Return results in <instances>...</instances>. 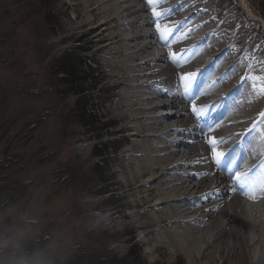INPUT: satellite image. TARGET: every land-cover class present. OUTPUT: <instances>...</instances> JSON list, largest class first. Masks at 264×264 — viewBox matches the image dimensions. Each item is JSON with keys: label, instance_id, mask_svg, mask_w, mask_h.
Segmentation results:
<instances>
[{"label": "bare ground", "instance_id": "6f19581e", "mask_svg": "<svg viewBox=\"0 0 264 264\" xmlns=\"http://www.w3.org/2000/svg\"><path fill=\"white\" fill-rule=\"evenodd\" d=\"M242 1L256 17L248 0ZM228 5L227 0H162L156 5L163 13L159 19L148 0H84L72 6L74 29H97L108 69L103 76L112 80L110 88L120 90L110 102L107 123L119 125L112 134L125 133L115 140L116 149H122L110 174L113 186L131 199L133 211L122 218L129 220L132 237L142 232L147 254L163 251L185 264H260L264 259L251 252L264 244L262 235L251 234L264 232V192L262 215L257 206L251 208L257 202L248 195L264 184V152L248 151L264 130L259 101L264 80L245 79H259L256 65L264 61V48L240 24L249 18L240 12L227 15ZM157 23L169 27L164 40ZM208 72L218 76L210 82ZM186 73L197 74L187 88L180 79ZM193 104L204 110L199 118ZM213 137L223 141L216 144L223 153L219 163L208 143ZM252 163L251 175L260 177L253 190H245L246 176L237 182L233 170ZM208 231L212 241H206ZM217 244L214 255L209 249Z\"/></svg>", "mask_w": 264, "mask_h": 264}, {"label": "rangeland", "instance_id": "374dc122", "mask_svg": "<svg viewBox=\"0 0 264 264\" xmlns=\"http://www.w3.org/2000/svg\"><path fill=\"white\" fill-rule=\"evenodd\" d=\"M83 1L0 0V229L27 223L34 229L29 247L59 240L61 264H185L163 251L147 254L142 232L133 238L129 220L122 218L133 211L127 203L131 199L113 186L110 174L116 167L112 159L122 149H116L115 140L125 133L112 134L119 125L107 123L112 117L110 102L120 90L110 88L112 80L104 77L108 69L97 29H74L77 19L72 6ZM227 1V15L240 12L249 18L240 24L264 48V0L246 4L256 17L245 11L242 0ZM80 50H88L87 55ZM78 57L90 59L98 71L90 85L96 91L81 101L90 102L95 110L90 113L88 107L90 116L100 125L82 123L76 114L80 98L63 84V67ZM256 67L264 76V61ZM263 94L264 90L259 101L264 105ZM255 194L252 200L257 203L251 208L257 206L262 215V194ZM91 203L97 206L90 207ZM11 208L19 213L15 219L7 216ZM103 219L108 221L106 226ZM252 224L261 223L253 220ZM251 234L264 239L263 231ZM205 237L214 239L212 233ZM212 247L209 252L214 254L218 244ZM251 252L264 256V244Z\"/></svg>", "mask_w": 264, "mask_h": 264}, {"label": "clouds", "instance_id": "9594fccd", "mask_svg": "<svg viewBox=\"0 0 264 264\" xmlns=\"http://www.w3.org/2000/svg\"><path fill=\"white\" fill-rule=\"evenodd\" d=\"M18 215L15 208L7 212L8 218L15 219ZM33 233L34 229L27 223L5 225L0 229V264H61L63 255L59 240L29 247Z\"/></svg>", "mask_w": 264, "mask_h": 264}, {"label": "trees", "instance_id": "16d2710c", "mask_svg": "<svg viewBox=\"0 0 264 264\" xmlns=\"http://www.w3.org/2000/svg\"><path fill=\"white\" fill-rule=\"evenodd\" d=\"M88 50H80V52L81 54L85 53L87 55ZM63 69L65 71V77H66L63 84L67 88V91L69 90V92H73L74 95H77L80 98L79 102H77L76 114H78L80 120L86 127L87 126L89 127L94 124L100 125L98 120L96 119L93 120L92 115L90 116V113L91 112L94 113L95 111L93 107L89 105L90 102L86 103L84 101H81L82 98L84 97L86 98V96L90 94L91 91H96V87L90 85L91 83L97 80L96 76L98 75V71L93 69L91 60L88 59V61L87 60L84 61L81 59V57H78L74 59V62L70 63L69 66L65 65ZM88 107H90V109L92 108L91 109L92 111H90V109L88 110ZM98 156L99 158H102L103 155L100 154Z\"/></svg>", "mask_w": 264, "mask_h": 264}, {"label": "snow or ice", "instance_id": "6c2138e0", "mask_svg": "<svg viewBox=\"0 0 264 264\" xmlns=\"http://www.w3.org/2000/svg\"><path fill=\"white\" fill-rule=\"evenodd\" d=\"M162 0H148V4L152 6V12H153V17L159 19L160 16L163 15V13L158 12L156 10V5L161 3ZM157 32L159 33V37L161 40H164L166 35L169 34V27L167 25L161 26L159 23L156 24ZM169 58L175 61V53H170ZM246 67H251L250 65H247ZM196 73H186L182 74L180 79L182 82H184V86L187 88L188 84H190L194 78L196 77ZM245 79H250L252 80L253 83H255V79L252 77L246 76ZM259 79L264 80V76L259 77ZM204 110L202 108H197L195 104L192 106V112L194 115H196L198 118L201 116V113ZM261 119L264 120V113L261 114ZM256 126H253L252 130H255ZM223 141H218L216 138H210L208 140V143L211 147V154H212V159L214 162L219 163L220 158L223 156V153L218 151L216 144L217 143H222ZM248 151L251 153H259V152H264V130L261 132L257 133V137L253 138V141L250 142ZM235 180L237 182L242 180V176L240 173H237L235 176ZM260 191L264 192V184L261 185ZM250 199H255L256 194L254 192L248 193Z\"/></svg>", "mask_w": 264, "mask_h": 264}]
</instances>
